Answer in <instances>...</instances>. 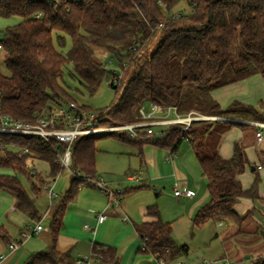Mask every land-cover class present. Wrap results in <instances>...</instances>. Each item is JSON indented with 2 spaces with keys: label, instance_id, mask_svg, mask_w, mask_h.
<instances>
[{
  "label": "trees",
  "instance_id": "trees-1",
  "mask_svg": "<svg viewBox=\"0 0 264 264\" xmlns=\"http://www.w3.org/2000/svg\"><path fill=\"white\" fill-rule=\"evenodd\" d=\"M181 1L0 0V18H20L7 25L0 39L6 68L3 71L0 65V109L27 121L52 114L53 101L72 100L61 83L69 63L72 77L88 94H95L111 74L95 57L94 47H103L119 66L131 69L127 78L110 84L116 90L115 99L106 107L104 117H96L97 126L139 121L140 109L149 103L177 106L181 114L197 110L206 115L264 120V114L252 105L234 101L222 108L206 93L255 74L264 75V0H186L191 7L188 13L174 10ZM154 37L158 38L155 46L148 53L142 52ZM68 40L71 45L63 53L56 43L65 47ZM219 121L222 120L198 119L187 129L180 123L165 125L159 134L139 132L133 137L122 131L106 136L136 146L140 153L146 143L175 153L188 140L210 195L196 212L193 228L224 218L242 223L247 216L241 218L234 206L243 197H258L261 178L256 174L252 186L244 189L240 174L250 164L246 153L250 133L235 142L230 158H224L217 149L219 140L233 126L243 124ZM98 138L83 134L71 144L70 168L85 176L86 182L96 179ZM66 148L67 143L56 137L46 142L35 135L0 132V169L14 172L0 173V188L15 194L17 209L40 217L35 199L15 172L34 175L27 161L38 157L49 163L50 175L56 177L64 168L59 159ZM83 179L71 176L50 222L51 245L32 254L26 264L72 263L69 251L61 253L56 245L67 206L77 197L85 183ZM34 189L38 190V186L34 185ZM147 213L158 219L137 226L141 242L148 238L142 253L170 261L186 255L188 246H176L172 223L162 221L157 204L149 205ZM102 246L94 243L93 250L98 252ZM106 255L110 256L109 263L116 259L111 247L107 246ZM253 262L264 264V259L259 257Z\"/></svg>",
  "mask_w": 264,
  "mask_h": 264
},
{
  "label": "crops",
  "instance_id": "crops-1",
  "mask_svg": "<svg viewBox=\"0 0 264 264\" xmlns=\"http://www.w3.org/2000/svg\"><path fill=\"white\" fill-rule=\"evenodd\" d=\"M212 96L222 108H227L232 102L239 101L246 105L254 106L260 113L264 114V75L255 74L243 80L214 88L212 89ZM147 108L146 110L151 108L150 103L147 104ZM214 116H219L217 120H233L243 124L233 126L219 140L217 149L224 158H230L234 153L235 142L243 139L246 132L250 133L249 143L246 147L250 164L240 174V180L244 189H249L256 174H259L261 179L258 187V197H243L235 204L236 213L241 218L247 216L242 223L231 218L211 220L203 227H197L193 236L199 237V242L202 245H207L208 243L209 248L213 249L214 257L216 258L224 256L233 260L236 264H253V261L259 257L264 259V138L261 141L257 139L256 132L258 128L253 124V121L264 122V120ZM215 126L216 123L213 127ZM185 141L187 140L183 142ZM190 153L188 150L172 153L167 149L146 143L140 153L139 171L127 174L128 180L141 183L140 185L142 186L140 188L150 186L151 189L157 190L160 184H163V181L169 179L165 178L163 170L168 167L171 168L174 175L173 195L178 203V208L169 211L161 203L159 210L162 221L172 223V236L176 237V239L180 229L188 233L193 228L192 223L196 212L210 197L207 180L195 166L194 160L197 157L192 147L190 148ZM191 155L196 158L193 160L190 158ZM34 158L28 159L27 166L30 161V165L34 166ZM168 164L169 166H167ZM253 166L254 169L252 168ZM0 173L13 174L14 172L0 169ZM52 178L56 180L57 176ZM96 180L102 182L106 187L108 186L103 176H98L97 174ZM49 182L51 180L45 183ZM92 186L99 188L97 184L85 182L79 189V193L83 194L86 200L95 208L93 211L94 215L87 216V222L83 223V214L79 212L77 207L78 195L67 206L56 248L61 253L69 251V258L72 263L62 261L58 264H75L78 257L88 256L92 252L94 243L111 247L115 251L116 259L110 263L108 262V264H158L155 256L142 253L141 238L137 231V226L140 223L158 219L157 216L147 213V207L155 204L152 199L153 195L140 200L133 207V205H129L131 195L127 198L122 195L120 197L121 202L114 204L116 193L107 198L106 195L93 189ZM177 188L193 190L194 194L191 196H177L175 194V189ZM128 190L126 189L125 192ZM49 203L51 204V201ZM58 207L59 202L52 209H40L37 207L40 217H31L28 213L16 208V196L14 193L0 188V264H26L32 254L46 250L52 243L50 222ZM101 211L106 214V219L103 222H97V215ZM124 217L127 218L124 219ZM43 221L46 222V225H43ZM38 222H41L42 229L30 237L24 238L22 232H31ZM85 224L91 225L95 231L86 229ZM205 226L206 231H202ZM47 228L48 230H45ZM185 238V236L182 237L180 242H187ZM12 241L20 242L19 247L15 250L9 248V243ZM192 241L193 238L191 237L190 242ZM184 244L188 246L187 243H182L181 245ZM189 252L190 248L188 246L187 254L177 256L170 264H204V262L211 260L204 259L201 263H193L189 259L190 257H187ZM92 264L104 263L93 260ZM216 264L219 263L217 262Z\"/></svg>",
  "mask_w": 264,
  "mask_h": 264
},
{
  "label": "rangeland",
  "instance_id": "rangeland-1",
  "mask_svg": "<svg viewBox=\"0 0 264 264\" xmlns=\"http://www.w3.org/2000/svg\"><path fill=\"white\" fill-rule=\"evenodd\" d=\"M174 10L180 13H188L191 11V7L187 3L186 0H183L177 5V7L174 8ZM19 20L20 18L18 17H13L12 19L0 18V30H5L8 24H12ZM2 37L3 35L0 34V39ZM157 39H158L157 37L152 38L151 43H149L148 45L142 48V52L148 53L155 46ZM70 45H71L70 40H68L67 45L65 47H60L56 43V46L63 53L67 52ZM238 45H239V42L237 40L235 43V47L237 48ZM94 50H95V57L101 62H103L106 68H108L111 72L116 71L118 75H121L120 76L121 78L119 79L123 80L127 78L128 73L131 69L130 67L127 69H124L121 66H119L118 62L115 59H113V57L110 55V52L103 47H94ZM0 65H1L2 70L6 71V68L4 66V63L1 57H0ZM71 68H72L71 63L66 65L64 69L63 77L61 79V83L65 87H67V89L69 90L72 100H66L62 98L61 100L53 101L51 103L53 107L52 113L55 116L59 115L62 111L68 109L69 104L73 102L74 104H76L77 109L82 113L97 114L98 119L104 117V113L106 112V107L109 106L114 101L115 95H116V90L112 88L110 85L109 77L106 78L102 82L98 91L95 94L90 95L84 90L80 81L72 77V75L70 74ZM176 69L178 70V73L181 76L182 71L179 70L178 66H176ZM116 84H118V82ZM198 93L200 94V92ZM206 93L211 95L210 97L213 98L212 90L208 92L206 91ZM145 108L148 109L147 105H145ZM190 111L198 112L197 110H190ZM95 122L97 123L96 120ZM219 122L224 124L223 121H219ZM111 126L113 125H101V126H97V128L102 129V128H108ZM160 128L161 126H155L154 130L159 131ZM119 132H122V131L121 130H116V131L103 130V131H99L98 133H92V134H95L97 137H99L96 140V146L98 148V151L96 154V169H97L98 176H103V178L105 179V182L108 185L107 188L113 191L114 194L115 193L117 194L116 200L117 198L122 197V195H125L124 198H127L129 195H131L132 197L129 199V205H133L134 207L137 204V202H139L140 200L146 199L149 195L151 196L153 195L152 197L154 201L153 203L157 204L158 207L161 208V203H163L165 208L168 209L169 211L176 210L178 208L177 206L178 203L176 202V199L174 198V195H173L174 175H173L171 168L168 167L167 169L163 170V175L165 176V178H169V179L163 181V184L162 185L160 184V187H158L157 190L151 189L150 186L140 188L139 186L141 183L127 179V174L129 172L136 173L139 171V165H140L139 162L141 160V156L139 153V149L136 146L118 141L110 136L103 137L108 134L119 133ZM209 140L210 139H208V141ZM113 145L120 147V148H117ZM190 148H191L190 143L187 140L182 143L179 151L181 152L183 150H188L189 154H191ZM206 150L208 152L209 148ZM31 158H34V157H31ZM190 158L194 160V158L196 157L191 155ZM33 160H35L34 166L30 165L31 161L28 163V166H29L30 171H32V169L34 168L32 171L34 175H31L29 177L26 174L21 173V172H15V173L18 176V178L21 180V182L23 183L24 187L27 189L28 193L35 199V204L37 207H39L40 209H47V208L52 209L54 205L57 206L59 200L65 194L67 188L69 187V182H70L72 174L67 167H64L63 170L57 175V178H56L57 181H55L54 188H53L54 192L56 193V197L55 199L51 201V204H50L49 203L50 200L48 197L49 196L48 191L45 189V184H46L45 182L49 180L52 181L53 179L50 175V165L47 161L40 159V158H36V159L34 158ZM195 160H194L195 166H197V168L199 169V172L201 173L202 172L201 166L198 165L199 164L198 160L197 159ZM167 166H169V164ZM5 170L10 172V169H5ZM84 181L86 182L87 180H84ZM34 185L38 186L39 188L38 191L34 189ZM92 188L95 190H98L101 194L106 195V197L108 198V194L103 192L100 188L93 187V186ZM126 189H129V190L125 192ZM78 196H79V201H78L77 207L79 208V212L83 214L84 218L82 221L84 223L88 221L86 219L88 218L87 216L94 215L93 211L95 210V208L92 204H90L86 200V197H84L83 194L78 193ZM119 199H120L119 202H116V200L114 199V204H119L121 202V198ZM43 225H46L45 221H43ZM206 226H210V225H206ZM206 226L202 229V231H206ZM196 229L197 227L191 228L188 231V233H186L185 230L180 229L178 237H177L178 240L176 239V237H173L174 242L176 244L179 243L177 246H181L182 243L188 244L190 248V252L187 257H190L189 259L193 263H197V262L201 263L204 259L215 260V259H220L224 257V256H221L220 258L219 256L218 258L214 257V251L213 249L209 248L208 243L207 245H202L199 242L200 238L193 236V233L195 232ZM45 230H48V228ZM184 236L186 237L185 239L187 240V242H180L182 237ZM191 237L193 238L192 242H190Z\"/></svg>",
  "mask_w": 264,
  "mask_h": 264
},
{
  "label": "built area",
  "instance_id": "built-area-1",
  "mask_svg": "<svg viewBox=\"0 0 264 264\" xmlns=\"http://www.w3.org/2000/svg\"><path fill=\"white\" fill-rule=\"evenodd\" d=\"M49 3L58 2V0H46ZM0 34H3V30H0ZM0 57L3 59V46L0 42ZM121 75H118L116 71H112L109 76L110 84H116ZM74 110V112H73ZM165 113V114H162ZM173 114V115H172ZM96 117L97 114H85L80 112L77 109L76 104L71 102L68 109L62 111L59 115L55 116L53 113L50 115H43L38 117L35 121H27L16 119L10 116L7 113L2 112L0 109V132L15 133V134H28L41 137L44 141H49L51 137H56L57 139L67 143V148L65 153L60 157L59 162L62 166L67 167L72 175L78 176L81 178H86L85 176L78 173L76 170L70 168V155H71V144L75 138L83 134H92L98 133L99 131L109 130L116 131L121 130L127 132L129 135L135 137L139 135V132L146 134H159V131H155V126H165L175 123H180L183 125L184 129L191 124L192 121L198 119H211L217 120L219 116L206 115L199 112L190 111L187 114H181L178 111L177 106L162 107L157 104H151V108L146 110L145 107L140 109L141 120L133 123H124V124H114L108 128H97L96 126ZM253 124L258 128L256 132L257 139L259 141L264 138V122L253 121ZM24 151H28L27 148H23ZM55 179H52L51 182L45 184V189L48 191L50 201L55 199L56 193L54 192V183ZM90 183L97 184L99 188L112 196L113 191L109 190L102 182L96 179H90ZM175 194L177 196H191L194 194L193 190L190 189H175ZM119 197V196H118ZM120 198V197H119ZM115 196L116 202H119L120 199ZM127 217H124L126 219ZM106 219V214L101 212L97 215V222H103ZM85 228L91 231L95 229L89 225L85 224ZM42 229L41 222H38L37 225L33 228L31 232H22L24 238H28L34 233H38ZM146 240L141 242V249L146 248ZM19 241H12L9 243V248L15 250L19 247ZM170 249H166V253H169ZM107 246H102L97 251L92 249V252L88 256L78 257L75 261V264H92L93 260L101 261L104 264H108L110 256L106 255ZM3 257V256H2ZM158 264H170V260L165 257H156ZM236 264L233 260L228 257H222L220 259L210 260L204 262V264Z\"/></svg>",
  "mask_w": 264,
  "mask_h": 264
},
{
  "label": "water",
  "instance_id": "water-1",
  "mask_svg": "<svg viewBox=\"0 0 264 264\" xmlns=\"http://www.w3.org/2000/svg\"><path fill=\"white\" fill-rule=\"evenodd\" d=\"M252 168L254 169V166Z\"/></svg>",
  "mask_w": 264,
  "mask_h": 264
}]
</instances>
